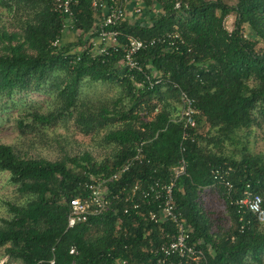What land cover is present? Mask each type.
<instances>
[{
    "label": "trees",
    "instance_id": "1",
    "mask_svg": "<svg viewBox=\"0 0 264 264\" xmlns=\"http://www.w3.org/2000/svg\"><path fill=\"white\" fill-rule=\"evenodd\" d=\"M0 1L10 10L27 9L30 17L18 31L0 27V95L53 92L58 98L50 113L29 111L32 123L24 117L18 127L25 132L70 120L86 136L106 130V142L115 145L112 157L97 163L89 154L58 161L28 158L0 143V173H8L16 191L27 196L24 205L9 204V219H0L5 259L157 264L149 250L162 243L161 231L134 211L125 214L130 204L123 200L69 227L70 200L88 196L93 179L106 183L145 141L143 163L107 182L111 192L176 177V211L193 229L191 242L204 256L200 264H264V222L237 205L250 186L264 208V154L252 153L241 139V133L264 125V0H142L143 18L107 28L118 34L117 48L107 54L95 50L99 14L94 0L73 5L79 34L55 47L66 18L54 12V0ZM232 14L234 28L228 30L225 21ZM247 28L251 35L245 34ZM168 35L180 38L173 40L172 51L160 42L137 56L143 74L120 64L128 38L151 41ZM85 81L109 84L118 92L105 100H84ZM183 93L194 102V127L182 116ZM229 167L231 190L212 176L213 169ZM209 191L221 202L217 213L215 207L204 208L202 195Z\"/></svg>",
    "mask_w": 264,
    "mask_h": 264
},
{
    "label": "built area",
    "instance_id": "2",
    "mask_svg": "<svg viewBox=\"0 0 264 264\" xmlns=\"http://www.w3.org/2000/svg\"><path fill=\"white\" fill-rule=\"evenodd\" d=\"M79 0H54V12L65 16L66 23L62 30V36L58 38L52 46H58L64 43L63 40L69 35H73L76 30L73 20L75 18L73 5L78 4ZM142 0H94L93 8L99 14L96 29L99 32V38L95 42V50L101 54H107V50L117 48V32L108 31V27H114L121 24L123 21L132 20L134 18H143L144 8ZM174 39H180L178 35H168L166 39L142 41L136 38H128L127 43L123 46L125 53L120 64L130 71L144 73V68L138 59L139 53L156 46L158 43H166L167 49L172 51ZM149 80V76H146ZM183 112L182 116L187 119V125L195 126L193 118L195 114L194 102L183 93ZM146 142L142 141L137 145L136 156L125 162L117 172L107 181L112 182L118 180L128 172L135 164L143 163L144 152L143 148ZM184 170V167L182 168ZM231 168L213 169L212 176L215 180H219L226 184L229 190L233 189L232 182L228 179L231 174ZM107 182L101 178L93 179V183L87 185L89 190L88 196L75 197L69 202L71 212L69 216V227L77 223L88 221L90 216H96L105 212L111 211L115 206V201L123 200L129 203V207H125V214H130L131 211L141 217L145 223H151L158 226L163 235V241L158 246H153L149 253L156 259L157 264H182L184 260H189L194 264H200L204 260L201 250L196 247V244L191 242L193 233L192 227L188 224L185 218H182L176 211L174 199V189L176 177L171 178L168 183L161 179L147 182L141 187L140 183L134 185L131 192H127L126 188L115 189L111 192L107 186ZM125 194H128L124 197ZM131 201V203H130ZM263 199L260 195L255 194L247 187L245 197L237 203L240 209L252 213L259 222H264V208L262 207ZM118 209L115 208V212ZM171 226V228H168ZM75 251L72 250L71 253ZM0 264H14L7 259L0 261ZM117 264H127L125 261L119 260Z\"/></svg>",
    "mask_w": 264,
    "mask_h": 264
},
{
    "label": "rangeland",
    "instance_id": "3",
    "mask_svg": "<svg viewBox=\"0 0 264 264\" xmlns=\"http://www.w3.org/2000/svg\"><path fill=\"white\" fill-rule=\"evenodd\" d=\"M28 10L23 8L10 10L3 6L0 1V27H5L10 32L18 31L25 25L30 17ZM159 12L155 11V14ZM234 14L227 17L225 26L228 30L234 28ZM78 31L74 35L77 36ZM246 35H251L249 28L245 30ZM258 45L257 49H262ZM53 91H56L53 89ZM118 92L117 87H110L109 84L93 83L85 81L81 86V97L84 100L100 101L112 98ZM55 94H44L41 92L14 93L13 96L0 95V143L10 145L21 156L33 159H45L49 161L62 160L65 157L84 156L89 154L95 162L101 163L110 159L115 150V145L107 143L104 130L98 134L86 136L79 132L74 123L70 120H60L53 125L46 127L36 126L32 130L22 131L18 127L20 119L27 117L26 122L32 123L27 112L35 111L48 114L55 109ZM55 100V101H54ZM243 146H247L254 154H264V125L253 127L251 130L241 133ZM243 146L238 147L239 150ZM232 151L229 146L227 151ZM217 194L209 191L202 195L204 208L215 207V212L222 207ZM27 196H21L16 187L10 182V175L6 172L0 173V219H9L11 216L10 206L26 204ZM218 215L214 216L216 220ZM1 225V222H0ZM0 249V260L6 257Z\"/></svg>",
    "mask_w": 264,
    "mask_h": 264
},
{
    "label": "clouds",
    "instance_id": "4",
    "mask_svg": "<svg viewBox=\"0 0 264 264\" xmlns=\"http://www.w3.org/2000/svg\"><path fill=\"white\" fill-rule=\"evenodd\" d=\"M2 260H5V259H2ZM2 260H0V261H2Z\"/></svg>",
    "mask_w": 264,
    "mask_h": 264
}]
</instances>
